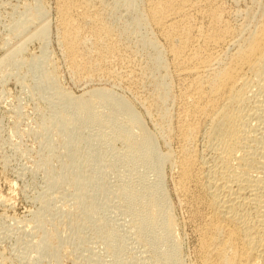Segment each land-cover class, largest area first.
Here are the masks:
<instances>
[{"label":"rangeland","instance_id":"obj_1","mask_svg":"<svg viewBox=\"0 0 264 264\" xmlns=\"http://www.w3.org/2000/svg\"><path fill=\"white\" fill-rule=\"evenodd\" d=\"M39 6L45 41L34 37L7 59L38 30L28 25L16 35L13 29ZM263 28L264 0H0V264H168L171 243L180 249L174 257L180 262H174L199 264L205 197L195 179L187 195L179 192L176 166L192 159L195 177L197 163L210 159V105L222 98L220 84ZM45 68L53 87L38 79ZM51 88L84 99L96 90L110 92L138 116L153 147L141 150L146 143L139 130L127 134V116L111 107L93 108L100 126L77 124L74 108ZM156 199L174 222L168 236L165 205L154 212L161 223L149 221ZM144 215L148 222L140 224Z\"/></svg>","mask_w":264,"mask_h":264},{"label":"bare ground","instance_id":"obj_2","mask_svg":"<svg viewBox=\"0 0 264 264\" xmlns=\"http://www.w3.org/2000/svg\"><path fill=\"white\" fill-rule=\"evenodd\" d=\"M36 9L37 10L34 14L31 13L32 14L31 17H29L28 19L25 17L26 19L20 20V22H18L16 24L15 29H13V30H14V33H16V35H22L23 32H25V31L27 32V29L31 26H35V28L38 26L39 27L38 30H35V32H33L28 39H25L22 44L20 43V45H17L13 50L8 52L7 59L12 58L16 53L19 54L18 52L21 51V49H24V48H22V47H24L23 44H25L26 41H28V40L30 41V39L32 40V38H34V37L35 38L37 37L40 39L42 38V41H45L44 37L48 33V30L46 28L47 26H46V24L42 23V25H40V23H38L37 20H39V18H41V15L43 13H41L42 11L40 10L41 9L40 6L37 7ZM42 9H44V8H42ZM34 11H35V9H34ZM154 15H156V12L152 11L151 17H153ZM22 18H24V16ZM28 25H29V27H28ZM26 26L28 27L27 29H25ZM257 38H258V40H256L255 43L248 50H245V52L239 54V56H238V59H239L238 62L239 63L234 67V69L232 70V73L227 75V77L225 78L226 81L224 80L220 84V86L221 87L223 86V88H224L222 95H220V96H222V98L218 99L216 102H214L210 105V110L208 111L207 118H206V126H207V130H208L207 138L209 141L208 154H210V156H209L210 159L207 160V158H209V157H207V158L205 157L207 162H205V163H199L198 162L197 163L198 165L196 164L197 167L194 170V172L196 171L195 177L193 176V166L195 165V163L192 162V159H187L184 162H179V164H177V166H176V173H177L176 186H177V189H179V192H181L183 195H187V188L190 186V184L195 179V183H196L197 187L199 188V190L201 191V193L205 197V206L207 209V217H206L204 225L201 227V229L197 233V237H198V241H199V244H198L199 245V255H200L199 256V264H264V28L260 29V32H259ZM60 41H62V40H60ZM8 43H6V44H8ZM152 46L154 47V45H152ZM42 48H44V47H42ZM176 49L177 48L174 47V48H171V50H170V52L173 53L175 56L177 54ZM41 52H44V50ZM41 55L44 56L43 54H41ZM42 56H41V58H43ZM159 57H161V55L160 56L157 55V59H159ZM4 60H0V64L2 62H4ZM182 61L186 62V60H184V59H182ZM35 62L32 61V63H34V64L38 63V62H36V63ZM39 63H40V61H39ZM41 64H42V61H41ZM39 68L41 69L42 67H39ZM191 71H193V72L190 73ZM191 71H189V75L194 73L193 75L200 76L201 73L205 72L206 70L204 69L203 71L202 70H197V71L191 70ZM194 71H196V72H194ZM48 72L49 71L48 70L46 71V68H45V70H43V69L39 70V73H38L39 78L38 79H40L44 84H46V85L48 84L47 86L51 85L53 87V86H55L54 81H53L54 77L52 78L53 74L51 75V72H49V73ZM187 74L188 73L182 72L179 75H180V77H185ZM56 87H59V86H56ZM253 88L255 89V91L253 90ZM51 89L54 90L53 88H51ZM52 90H50V91L51 92L55 91V93H56V90H58V89H55L54 91H52ZM59 93L60 92L57 91L56 95H58ZM250 93H252L251 96L248 95ZM52 95H54V94L52 93ZM59 96H60L59 101L62 99L61 101L63 102L65 107H71V109H72V107L74 108L75 112L72 111V112H74L72 115H73L75 121H77V124H78V122H80L79 125L80 124L82 125L85 123H89V124L90 123H92V124L97 123L96 125H98V123H99L98 118L99 117H97L98 114L96 115L97 110L95 112H93V108H95V106L97 108L98 105H100V106L103 105L105 107L107 106V109H108V107L109 108L111 107V109H113V111H116V112H117V110L118 111L120 110L121 113L124 112L125 117L127 116V118H128V121H127L128 125L126 126V127H128L127 134H131L132 131L130 130V128L131 129L137 128L140 132L139 135L141 134V136L140 137L138 135H135V136L141 138V141H144L146 143L144 145V148H141V150L145 149V151H146L147 149H149V147L152 146L153 138L151 135H149V133L146 134L147 132L146 133L144 132V127H142V126H145V125H141L140 119L130 109L129 105L127 106V104H125L126 102L124 103L121 100H115V98H113V96H111L110 92L108 93L107 91L105 92L103 90H96V91L91 92V97L88 99H86V98L84 99L81 96L77 97V98H73V97H71V95L69 96L66 93H60ZM98 108H99V106H98ZM113 111H112V113H114ZM97 113H99V112H97ZM117 113H119V112H117ZM85 116L86 117L89 116V117L84 119L83 117H85ZM119 119H121V118H119ZM115 121H117V120H115ZM61 122L65 125L66 120H63L61 118ZM115 125H116V123H115ZM98 126H100V125H98ZM120 126H121V124H120ZM124 126H122V127H124ZM109 127H113V126H109ZM64 130H67L66 125H65ZM116 130H118V129H116ZM124 130L126 131V129H124ZM124 130L121 129V131H124ZM96 132H98V131H96ZM136 132H138V131H136ZM102 133H103V130L101 131V134ZM111 135H109V136H111ZM125 135H123V136H125ZM128 137L129 136H127L126 138H128ZM141 141L138 140L139 143ZM130 142H131V140H130ZM130 142H129V144H130ZM135 142L136 141H132L131 144L132 143L136 144L137 142L136 143ZM126 143H127V141H126ZM138 146H139V144H138ZM133 148H132V150H133ZM138 150H139V148H138ZM147 152H148V150H147ZM132 153H134V152L132 151ZM142 154L140 156H142ZM155 154L158 155L157 153H155ZM133 156H134V154H133ZM143 156H145V155H143ZM155 156H154V158H157V156L156 157ZM168 156L169 155L165 154L164 156H161V159H166V158H168ZM159 157H158V159H159ZM143 160H144V158H143ZM137 161H138V158H137ZM200 161H203V160H200ZM158 162H157V164H158ZM160 164H161V162H160ZM160 164H159V167L156 165V167H158L159 169H160V167H162ZM151 169H152V166H151ZM152 170H154V169H152ZM153 172H155V171H153ZM74 181H75V184L80 183L79 182L80 180L78 177H77V179L74 178ZM162 182L163 181H161V183ZM53 183L56 184V182H53ZM81 183L79 185H82ZM124 183H126V182H124ZM138 184H140V182ZM159 185H160V182H159ZM158 187L159 186H157L156 188H158ZM159 188L161 189V187H159ZM160 189L159 190L156 189L157 190L156 192H160V191L162 192L163 189H161V190ZM132 190H134V189H132ZM154 192H155V189H154ZM136 194L138 195V193H136ZM152 194H154V193L151 192L150 196L153 197L154 195H152ZM159 194H158V196H161V194L160 195ZM141 196L139 197V199H142ZM148 196H147V199L149 200ZM155 196H157V195H155ZM126 197H128V196H126ZM132 197L136 198L134 195H132ZM132 197H131V199H132ZM134 198H133V200H134ZM153 198L155 199V197H153ZM159 199H161V198H159ZM159 199L158 200L156 199V201H154V203L156 202L153 206L154 211L150 210L151 211V212H149L150 214L148 213L149 218L151 219V220H149L150 222L152 220L155 221L157 214L159 215V213L163 212V210H164V209H162V211H161L160 207L162 208V206L165 205V203H163V205L161 206L162 200L163 201H165V200L162 198V200L159 201ZM148 200H147V202H148ZM82 201H83V199H82ZM78 202L80 203V201H78ZM78 202H77V204H78ZM97 202H98V200H97ZM135 202L136 201L134 200V203ZM151 202H153V200H151ZM151 202L149 201V203H151ZM146 203H145V206H146ZM168 203H169V201H168ZM84 205H86V204H84ZM150 205H148L149 209H150ZM79 206H80V204H79ZM165 206L166 207H163V208H165V210H164L165 216L162 217L163 215L161 214L162 216H160V217L164 218L163 223H162L163 224L162 228L163 227L165 228L166 233L165 232L164 233L168 236L173 231V229H175V227H174V222H173V220H172V218L168 212L169 210L166 211L167 205H165ZM84 207H87V206H84ZM91 207H92V205H91ZM81 208H83V207H81ZM156 208L158 211L160 210L159 213H158V211H157V213H154ZM78 209H79V207H78ZM89 209H90V207H89ZM86 210H88V209H86ZM82 212H84V210ZM85 213H87V212H85ZM87 214H85V215H87ZM85 215H84V217L86 218ZM142 215H143V213H142ZM145 215L143 216V220H144ZM147 215H146V218H147ZM137 216L139 217V215H137ZM141 221H142V219H141ZM141 221H140V224L145 223V221L148 222L146 219L142 223H141ZM158 221H160L159 223H161L162 219L160 220L158 218ZM151 224H154V222L153 223L151 222ZM157 224H158V222H157ZM154 225H156V224H154ZM143 226H145V225H143ZM143 226L140 225L139 227H143ZM155 227H154V229H156ZM145 228L147 229V227H145ZM152 228H153V226H152ZM152 228L150 227V229H152ZM143 230H144V227H143ZM147 231H149V230H147ZM160 232H162V230ZM152 234H153V232H152ZM159 235H161V234H159ZM147 236H149V235H147ZM153 237H152V239H153ZM170 238L171 237H169V239ZM155 239H157V237ZM161 239L163 240V237ZM152 243H154V242L152 241ZM170 243H171V241H170ZM174 244L171 243V245H173V248H174L173 249L174 251L171 249L172 252L169 251L170 250L169 248L172 246L169 245L170 247H168V245H167L168 248L166 247L167 250L169 249L168 253L167 252L165 253L166 261L170 262V263L166 262L168 264H178V262L177 263L174 262V261L178 260V259L174 260V257H175V254H177V252H178L177 249H179V248H177V246H178L177 243H176L177 246H176V244L174 246ZM54 250H55V248H54ZM54 250H53V252H54ZM55 252H56V250H55ZM169 252H170V254H169ZM160 254H161V252H160ZM163 254H161V255H163ZM53 255H55V254H53ZM158 257L162 259V257H164V256H158ZM177 258H179V257L177 256ZM165 259L163 258L160 261H164V263H165ZM160 261H158V263ZM161 263L162 262H160V264Z\"/></svg>","mask_w":264,"mask_h":264}]
</instances>
